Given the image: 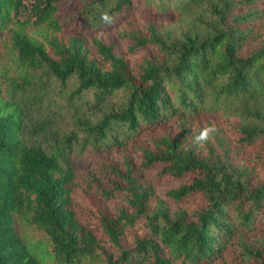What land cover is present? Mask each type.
<instances>
[{
	"label": "trees",
	"instance_id": "1",
	"mask_svg": "<svg viewBox=\"0 0 264 264\" xmlns=\"http://www.w3.org/2000/svg\"><path fill=\"white\" fill-rule=\"evenodd\" d=\"M60 2L0 0V264H42L16 234L18 215L46 235L52 264H100L107 247L116 252L106 264H264V0H92L73 33L56 19ZM136 2L188 30L173 36L152 23L149 37L119 33L128 55L85 31L105 11L132 15ZM86 103L95 123L82 115ZM25 110L44 117L30 136ZM201 116L235 119V140L217 137L204 155L186 149ZM170 120L178 134L141 148L152 179L111 164L117 184L101 197L119 193L125 206L95 230L83 223L78 152L124 148Z\"/></svg>",
	"mask_w": 264,
	"mask_h": 264
},
{
	"label": "rangeland",
	"instance_id": "2",
	"mask_svg": "<svg viewBox=\"0 0 264 264\" xmlns=\"http://www.w3.org/2000/svg\"><path fill=\"white\" fill-rule=\"evenodd\" d=\"M90 1L92 0H61L59 12L56 16L59 24L63 25L64 23V29L71 33L75 30L79 31V29L85 26L84 22L87 21V19L81 15V10ZM115 18L116 23L111 26L96 23L94 25H86L85 31L90 36L100 38L106 44L116 43L115 50L122 55H128L130 53L126 49L129 42L128 40L121 38L119 33L128 34L133 31H139L144 37H149L147 26L152 23H155L157 28H161V30H170L169 32H171L173 36L179 35L180 33L187 31L189 28V22L187 20L180 19L177 15H170L167 17L166 15L155 16L153 11L146 13L144 8L139 6V3L137 2L132 15L121 14L118 17L115 16ZM40 39H42V36H40ZM139 60V56L132 55V62H139ZM69 86L70 83H68L66 90H69ZM56 92L57 91H55L54 94H56ZM58 98L64 101V99L60 98V95H58ZM119 98L120 96L112 99L111 104L117 102ZM91 101L92 97L90 94L82 99V103H91ZM87 103L84 104L85 109L82 111V115L85 114L86 117L91 118L93 123H95L98 119L96 115H99V113L94 112V110L88 111ZM25 112L27 114L25 123L29 129L27 134L30 136L37 115H41L42 117L43 115L42 113H35L34 111L29 113L25 110ZM63 121L64 125H68L70 122L66 115L64 116ZM193 125L196 127L195 129H197L196 131L194 130L193 135L198 134L201 129L206 126H215L216 131L213 133L212 139L207 143L208 145L217 143V137H223L232 142L235 140L233 127L236 125V122L233 118L201 116L195 120ZM178 133L179 128L176 127L173 120H170L167 123L146 131V133L144 132L140 138L136 141L130 142L124 148H113L106 151L89 150L80 153L78 152L79 155L75 158V165L76 173L79 176V182L74 188L73 198L79 219L89 227L96 229L99 228V218L102 215L116 214L118 209L125 206V200L119 196V193L117 194L119 196H117V198L105 199L101 197L100 191L103 188L112 190L117 184V179L109 170L111 164L117 169L125 170L127 163L128 166L132 167L134 175L138 177L140 181H150L152 179L151 173L148 171H142L139 166L142 161L141 148L148 147V143L153 138L168 134L175 135ZM193 137L194 136H189L187 138L185 148L194 149L197 153L204 155L206 151L205 145L200 147L199 145L194 144ZM170 186L175 187L176 184ZM27 218V216L22 215L15 216L16 234L26 247L30 249L32 254L38 260H42V264H52L51 259L44 258L45 252L51 251V245L47 244L46 235L30 225ZM142 231L143 224L140 223L134 229L130 230L126 238L121 241L122 245L126 248L132 247L135 237H137ZM252 240V238H249V241ZM232 249H234L233 246H229L225 252L228 263H231L232 261ZM112 250L113 252L107 247L106 251L108 253L104 252L100 264H106L105 258L109 257V253L114 254L116 252L114 248H112Z\"/></svg>",
	"mask_w": 264,
	"mask_h": 264
},
{
	"label": "clouds",
	"instance_id": "3",
	"mask_svg": "<svg viewBox=\"0 0 264 264\" xmlns=\"http://www.w3.org/2000/svg\"><path fill=\"white\" fill-rule=\"evenodd\" d=\"M101 21L105 25L111 26L116 23V18L114 15H110L108 11H105L101 14ZM215 131L216 128L214 125L202 128L199 134L193 137V143L203 147L212 139L213 133H215Z\"/></svg>",
	"mask_w": 264,
	"mask_h": 264
}]
</instances>
